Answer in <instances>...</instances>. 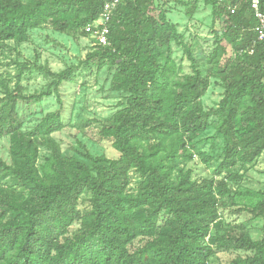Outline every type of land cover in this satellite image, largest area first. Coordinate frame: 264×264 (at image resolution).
Instances as JSON below:
<instances>
[{
	"label": "trees",
	"instance_id": "16d2710c",
	"mask_svg": "<svg viewBox=\"0 0 264 264\" xmlns=\"http://www.w3.org/2000/svg\"><path fill=\"white\" fill-rule=\"evenodd\" d=\"M112 1L0 0V54L47 25L89 36L86 27ZM205 1L223 23L207 75L156 0L121 3L109 22V45H94L77 66L56 73L15 61L14 77L0 68V139H10L11 157V164L0 160V264H210L216 251L246 253L227 264H264V223L262 238L253 240L245 225H225L221 213L229 203L237 214L264 222V189L242 187L243 176L233 172L264 154V39L250 0L233 15ZM260 7L264 13V0ZM174 44L190 62V74L181 75ZM82 65L113 71L111 90L124 94L100 131L119 157L94 156L80 143L84 160L53 147L39 163L42 139L64 128L61 114L48 113L25 131L18 104L52 96L61 103V86L74 82ZM26 72L43 75L46 87L25 94ZM211 78L221 80L225 92L216 109L206 110L202 99ZM212 126L223 142L216 175L224 177L197 181L192 170L179 167L195 158L212 162L196 144ZM132 172L141 179L135 193L129 191ZM86 194L88 207L81 210Z\"/></svg>",
	"mask_w": 264,
	"mask_h": 264
},
{
	"label": "rangeland",
	"instance_id": "374dc122",
	"mask_svg": "<svg viewBox=\"0 0 264 264\" xmlns=\"http://www.w3.org/2000/svg\"><path fill=\"white\" fill-rule=\"evenodd\" d=\"M168 11V19L177 26L182 34L184 42L192 49L197 58L199 68L207 75L209 73V56L215 49V32L222 30L223 23L214 19L212 6L205 0H193L186 5L178 3L176 0L165 1L156 0ZM165 1V4H163ZM95 39L83 35H67L56 32L51 26H43L30 32L29 41L20 46H15L14 51H7L0 54V68L2 73L15 76L17 63L32 64L37 62L40 65L48 66L53 72L59 73L70 66H77L93 49ZM230 51V50H229ZM231 53V51L229 52ZM173 58L181 67V75L191 73L190 62L184 51L178 45H173ZM16 61V62H15ZM113 71L103 68L86 69L85 66H78L74 82H66L61 86V103L57 97L45 98L39 103L18 104V112L24 121V130L33 129L41 119L48 113L59 112L61 114L64 128L60 132L54 133L47 139H42L40 161L51 153V148L57 147L62 155L67 157H77L84 160L78 154L80 143L87 147L94 156H106L110 159L119 157L118 152L112 146V141L103 139L100 131L103 126L108 125L111 117L120 109V104L124 102V94L111 90V79ZM211 85L206 95L202 99L206 110L216 109L224 96V86L221 80L211 78ZM47 79L38 72H26L22 78L21 85L24 93L32 95L41 92L47 85ZM0 93V100L2 99ZM214 121V118L213 120ZM214 123V122H213ZM199 149L212 156L209 165L204 164L198 158L192 162L180 165V169L192 170L194 180L216 178L221 180L224 176H217L216 171L222 162L223 142L212 126L202 136L196 140ZM0 160L11 164L10 139L8 137L0 139ZM234 173L243 176L240 185L244 188L255 190L264 189V154L253 164L246 167L237 166ZM178 176V171L176 172ZM132 183L129 188L131 193H135L141 179L132 172ZM89 195L81 198L80 209L88 207ZM227 203V202H226ZM236 208L227 203L222 207L221 213L225 225L243 224L251 233L253 240H260L263 236V220H250V216L242 213L237 214ZM79 224H75L72 231L79 229ZM140 241L135 242L138 246ZM243 252L216 251V255L211 259L210 264H227L235 256L242 255Z\"/></svg>",
	"mask_w": 264,
	"mask_h": 264
},
{
	"label": "built area",
	"instance_id": "2783aa9c",
	"mask_svg": "<svg viewBox=\"0 0 264 264\" xmlns=\"http://www.w3.org/2000/svg\"><path fill=\"white\" fill-rule=\"evenodd\" d=\"M125 0H113L105 5V8L99 18L91 25L86 27V32L95 39L94 45L108 46L109 45V22L113 12ZM220 7L225 8L230 14H235L240 3L243 0H214ZM261 0H250V7L254 12L256 19L259 22L256 32L259 39H264V13L261 11Z\"/></svg>",
	"mask_w": 264,
	"mask_h": 264
}]
</instances>
